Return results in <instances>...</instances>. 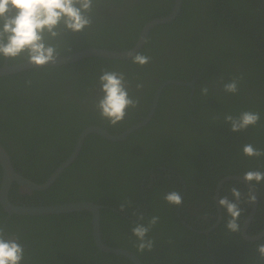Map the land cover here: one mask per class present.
Masks as SVG:
<instances>
[{"label":"trees","instance_id":"16d2710c","mask_svg":"<svg viewBox=\"0 0 264 264\" xmlns=\"http://www.w3.org/2000/svg\"><path fill=\"white\" fill-rule=\"evenodd\" d=\"M144 1L157 3L143 5L140 12L132 6L123 24L114 23L113 15L106 16L103 11L98 17L93 8L90 27L82 32L65 31L55 42L63 45L68 40L70 51H75L98 45L105 38L107 43H120L112 42L108 48H127L145 19L168 13L173 3ZM114 5L116 12L118 5ZM137 17L141 22L134 28L128 26V19L138 21ZM59 52L69 49L59 48ZM139 52L149 56L150 62L140 66L128 59L91 55L72 63L30 68L0 77V144L16 170L41 183L44 177L37 169L43 158L54 155L52 148L59 145L61 150L57 152L60 161H52L56 168L68 157L73 145L71 134L77 132V124L105 121L86 105L98 85L101 69L119 66L127 80L143 85L135 87L138 92H130L139 98L140 114L148 109L162 80L194 79L193 90L186 85L166 84L145 126L130 132L124 140L105 141L90 158L80 151L56 182L43 191H32V195L36 200L43 196L47 204L98 200L103 205L102 239L109 245L131 250L142 264H264L256 251L257 243L264 241H247L240 232H230L225 227L228 216L222 208L216 227L208 233L197 232L216 219L211 197L218 180L248 170L264 172V155L249 157L242 152V146L249 143L264 151V0H182L179 14L172 21L153 27ZM3 58L0 57V66ZM231 79L238 81L234 94L224 92L222 87ZM204 86L209 89L206 96L200 92ZM245 110L258 112V123L239 132L230 131L224 115ZM131 122L125 117L116 126H104L114 132ZM86 158L88 161L83 164ZM72 170L77 171L69 174ZM253 183L258 204L248 228L250 234L264 225V181ZM232 186L245 195L249 191L243 183L227 180L219 197L233 200L229 191ZM15 187L13 182L10 196ZM173 190L181 194V205L174 206L163 199L165 193ZM125 200L130 206L121 212L118 205ZM239 206L242 224L250 204L242 202ZM133 212L144 215L141 222L145 224L151 216L159 217L148 233L155 242L151 251L138 252L134 246L130 229L137 217ZM210 212H214L213 219L207 223L200 216ZM81 213L11 214L5 219L7 213L0 205V226L5 228V235L18 237L23 246L21 264H133L125 256L99 251L90 233V213Z\"/></svg>","mask_w":264,"mask_h":264},{"label":"clouds","instance_id":"9594fccd","mask_svg":"<svg viewBox=\"0 0 264 264\" xmlns=\"http://www.w3.org/2000/svg\"><path fill=\"white\" fill-rule=\"evenodd\" d=\"M94 0H0V57L10 61L24 62L42 67L55 63L60 57L59 46L55 42L65 31L82 32L93 23ZM126 55L132 63L143 66L150 62V57L141 52L129 50ZM99 95L93 107L102 120L110 126H116L123 121L130 109L139 105V98L130 95L129 81L125 73L116 70L101 69L97 77ZM143 87L137 83L136 88ZM224 92L236 93L238 81L231 79L223 83ZM208 87H201L202 95L208 94ZM229 125V130L239 132L250 126H255L260 120V114L253 111H241L237 115L226 113L223 117ZM242 152L249 157L264 155V151L253 147L252 144L242 146ZM241 178L250 183L252 188L255 183L264 181V172L248 170ZM252 188L245 195L239 188L232 186L229 191L233 200L227 196H220L218 205L226 210L228 219L225 227L230 232H240L242 229L239 206L242 202L255 203L256 196ZM163 199L174 206L181 205L183 198L178 191H170L163 195ZM130 206L125 200L118 205L121 212ZM137 217L133 221L131 233L135 237L134 246L138 252L151 251L154 240L148 233L157 224L159 217L151 216L147 223H142L145 216L133 212ZM264 241V237L261 238ZM256 251L264 259V242L257 243ZM24 259V248L18 242V237L5 239V228L0 226V264H21Z\"/></svg>","mask_w":264,"mask_h":264},{"label":"water","instance_id":"95a60500","mask_svg":"<svg viewBox=\"0 0 264 264\" xmlns=\"http://www.w3.org/2000/svg\"><path fill=\"white\" fill-rule=\"evenodd\" d=\"M181 1L182 0H173L171 9L168 13L158 16L152 19H149L145 24H143L142 28L138 32L137 38L134 41L132 47L127 50H114V49H96L95 47L86 48L83 50H78L73 53H70L66 56H60L55 63H49L46 65H61V64H67L72 61L87 57V56H97V57H108V58H116V59H126L129 58L126 53L131 50L132 52H138L140 48L143 46V44L146 41V38L149 34V31L155 27L158 24L168 23L172 21L180 12L181 8ZM5 58V57H4ZM7 59V58H5ZM37 66H33L26 61L15 63L13 65L4 63V65L0 66V77L5 76L12 73H19L21 71L30 69V68H36ZM193 80L190 81H182L178 79H164L162 80L158 87L155 90V93L153 94L152 101L148 110V113L141 118V120L134 124L133 126L127 128L125 131L121 132L118 135H110L107 133L106 130H104L101 127L92 126L84 129L82 133L78 136L76 143L74 145V149L62 163H60L55 170L50 174V176L42 183H37L29 178H25L19 173H17L14 169V166L9 158V155L4 148L2 144H0V165L2 169V175L0 180V205L3 207V209L7 212V214L10 216L11 214H17V215H48V214H60V213H70V212H81L88 211L90 213V225H91V235L93 238V241L99 251H104L107 253L115 254L117 256H125L127 257L133 264H142L139 257L132 252L131 250L123 247L118 246H112L102 239V233L100 230V209L103 207V205L99 202H93L91 200H76V201H67L62 203H56V204H27V203H18L14 204L11 203L8 199V193L10 186L12 184V181L16 180L21 185L25 187V189L30 193L32 190H44L47 187H49L55 179L58 177L60 172L64 170V168L70 164L76 157L79 148L82 145L83 139L89 132H98L104 137L111 139V140H119L124 139L126 135H128L131 131L134 129H137L143 125H145L150 119L152 114L155 111V108L157 106V102L159 99L160 92L162 88L169 83L177 84V85H188L193 90ZM193 92V91H192ZM192 94V93H191ZM227 180H235V181H241L244 183L249 189L252 188V185L246 181H244L241 178V175L239 174H230L227 176L222 177L216 184V190L214 195V200L216 204V208L219 211L217 221L214 223L217 225L220 220V206L217 203V200L219 198L220 189L223 186V184ZM252 191L254 195L256 196L255 203H252V208L250 210V213L244 221L241 229V234L243 238L247 240H254L259 239L260 237L264 236V227L261 231L254 235H248L246 233V229L248 227L249 222L251 221L258 202V197L256 190L252 188Z\"/></svg>","mask_w":264,"mask_h":264},{"label":"flooded vegetation","instance_id":"af4514ba","mask_svg":"<svg viewBox=\"0 0 264 264\" xmlns=\"http://www.w3.org/2000/svg\"><path fill=\"white\" fill-rule=\"evenodd\" d=\"M114 3L115 4H117L118 5V8H117V11L115 12L114 10H115V5H114ZM148 3H157V2H145L144 0H94V6H93V8H94V11L96 12V14H97V16L99 17V15L102 13V11H103V13H104V15H106V16H109V17H111L112 15H113V22L114 23H117V22H120V21H122L121 23L123 24V21L125 20L124 18H126L127 17V15H126V13L129 11V9L133 6L134 7V9H135V12L137 11V12H140V9H141V7L143 6V5H145V4H148ZM96 5H98V8H97V10H96V8H95V6ZM104 5H105V7H104ZM148 15L150 14V12H148L147 13ZM138 18V17H137ZM145 22H147L148 21V18L147 19H145L144 20ZM141 22V19H139L138 18V21L135 19V18H129L128 19V26H130V27H132V28H134V27H136L139 23ZM143 24H145V23H143ZM143 24L141 25V28H142V26H143ZM140 28V29H141ZM140 31V30H139ZM98 34H100V33H98ZM97 34V35H98ZM137 38V37H136ZM136 39H134V41H135ZM117 42H114L113 40H112V42L114 43V44H116V45H119L120 43H119V41L118 40H116ZM134 41L133 42H131L132 43V45H133V43H134ZM109 43H107V41H105V38L98 44V45H95V46H92V45H90L89 47H80L78 50L80 51V50H83V49H86V48H90V47H95L96 49H112V48H108V46L107 45H110L112 42L111 41H108ZM132 45H130L129 47H127V48H118V49H114V50H127V49H130L131 47H132ZM59 46V48H63V47H68V49H69V52H64L63 54H60V56H66V55H69L70 53H73V52H75V51H78V50H73V51H70V42L68 41V40H64V43H63V45L61 44V45H58ZM142 48V47H141ZM141 48H140V50H141ZM139 50V51H140ZM101 57V56H100ZM102 58V57H101ZM104 58H107V59H116V58H108V57H104ZM130 60L129 58H126L125 60ZM79 60V59H78ZM75 61H77V60H75ZM72 62H74V61H72ZM72 62H70V63H72ZM129 62V61H128ZM4 63H7V64H11V65H13V64H15V63H19V62H15V61H13L12 63H9L8 62V59H5V58H3V62H2V64L1 65H4ZM44 66H50V65H44ZM112 70H116V71H119V66H116V67H114V69H112ZM9 75V74H8ZM6 76V75H5ZM2 77V76H1ZM129 81V80H128ZM186 86H188V85H186ZM128 87H129V93L130 92H138V91H134V89H135V87H136V84L135 83H133L132 81H129V85H128ZM158 87V86H157ZM156 87V88H157ZM190 87V86H189ZM156 90V89H155ZM155 93V92H154ZM192 90L189 92V94H188V97H190L192 94ZM99 95V91H98V85L97 86H95L93 89H92V96H91V98H90V101H89V103L88 104H86L87 105V107H88V109L90 110V111H92V110H95V108L93 107V105H94V101H95V99H96V97ZM152 97H153V95H152ZM152 97H151V101H152ZM151 101L149 102V106H148V109H146V111L145 110H142V112L143 111H145V113L144 114H140L141 113V108L140 109H138L137 107L135 108V109H130L129 111H128V113H127V115H126V118L127 119H130V120H133V122H131L130 124L128 123V125L126 124V126H124L121 130H117V131H114V132H111L110 131V129L109 128H107L106 126H104V125H106L107 124V121H101V122H95V121H93V120H89L88 122H86V123H82V124H77V132H73L72 134H71V139H70V136H69V139H70V144L73 142V147L71 146L70 148H71V150H70V148L68 149L69 150V152H68V157H69V155L71 154V152L73 151V149H74V145H75V143H76V140H77V138H78V136L82 133V131L84 130V129H86V128H88V127H92V126H97V127H101V128H103L104 130H106L107 131V133H109L110 135H118V134H120L121 132H123V131H125L127 128H129V127H131V126H133L134 124H137L140 120H141V118L142 117H144L147 113H148V110H149V107H150V104H151ZM143 108V107H142ZM154 114V113H153ZM153 114H152V116H153ZM152 116H151V118H152ZM151 120V119H150ZM149 120V121H150ZM73 123V122H72ZM148 123V122H147ZM146 123V124H147ZM74 124V123H73ZM145 124V125H146ZM145 125H143V126H145ZM142 127V126H141ZM140 128V127H139ZM138 129V128H137ZM134 130H136V129H134ZM133 130V131H134ZM132 132V131H131ZM63 133V132H62ZM92 134V135H91ZM62 135V134H61ZM88 135H90L89 137H88ZM63 137H65V134H63ZM88 137V138H87ZM127 137V135L125 136V138ZM87 138V145H84V142H85V139ZM124 138V139H125ZM124 139H119V140H124ZM119 140H111V139H108V138H106V137H104L103 135H101L100 133H98V132H89V133H87L86 134V136L84 137V139H83V142H82V145H81V147L79 148V151H78V153H77V155L79 154V152L80 151H85L84 153H85V156H87L88 158H90V155H92V154H97L101 149H102V147H103V145H104V142L105 141H119ZM64 148H65V151H67V148L64 146ZM53 149V153H54V155H47L45 158H43L42 159V165L41 166H39L38 167V169H37V172H39V174H41V176L42 177H44V179H43V181L42 182H44L49 176H50V174L53 172H51V170H53V167H55V164H53L52 163V161H55V160H57L58 159V157H59V154H57V152H59V151H61L60 150V147H59V145L58 146H55L54 148H52ZM18 152V151H17ZM63 152V151H62ZM19 153V152H18ZM65 154H67V152L65 153ZM77 155H76V157H77ZM52 156H55V159L54 158H52ZM61 156V155H60ZM76 157H75V159H76ZM88 158H86V159H84V161H83V164L84 163H86L87 161H88ZM53 159V160H52ZM74 159V160H75ZM73 160V161H74ZM64 161V160H63ZM62 161V162H63ZM72 161V162H73ZM61 162V163H62ZM71 162V163H72ZM57 164V163H56ZM68 165H70V164H68ZM67 165V166H68ZM66 166V167H67ZM65 167V168H66ZM52 168V169H51ZM15 169V168H14ZM15 171L17 172V173H19L20 175H22L23 177H25V178H27L26 176H24L22 173H20L18 170H16L15 169ZM49 171L51 172L50 174H49ZM77 170H72L71 172H69V174H73V173H75ZM61 173V172H60ZM1 175H2V169H1V165H0V180H1ZM153 175L154 174H152L151 173V175H150V177L151 178H153ZM227 176V175H226ZM56 180V179H55ZM219 181V180H218ZM13 182H15L16 183V187L14 188V195H12V196H10V194L8 193V199H9V201L11 202V203H14V204H18V203H27V204H37V205H39V204H43V205H47V201L46 202H44V198H43V196L40 198V199H35V197L32 195V191H34V190H32L30 193L25 189V187L23 186V185H21L19 182H17L16 180H14V181H12V183ZM41 182V183H42ZM238 182H241V181H238ZM182 183L184 184V187H185V181H183L182 180ZM242 183V182H241ZM217 184V183H216ZM244 184V183H243ZM12 185V184H11ZM21 185V186H20ZM245 185V184H244ZM66 186V185H65ZM246 186V185H245ZM11 187V186H10ZM67 187V186H66ZM247 187V186H246ZM48 188V187H47ZM46 188V189H47ZM222 188V187H221ZM248 188V187H247ZM249 189V188H248ZM254 189L256 190V188L254 187ZM45 190V189H44ZM215 190H216V186H215V189H214V194L212 195V199L214 200V195H215ZM221 190V189H220ZM36 191H43V190H36ZM256 193H257V191H256ZM31 196V198H27V197H23V196ZM220 195V194H219ZM45 196V195H44ZM257 197H258V193H257ZM68 199H71V198H68ZM82 200H84V199H82ZM91 201H93V200H91ZM67 202V201H66ZM93 202H98V201H93ZM46 203V204H45ZM214 203H215V200H214ZM48 204H56V203H53V201H49L48 202ZM257 204H258V202H257ZM2 207V206H1ZM215 207H216V204H215ZM251 208H252V204H250V210H251ZM263 208H264V205H263ZM256 209H257V206H256ZM2 210H3V212H5V213H7L4 209H3V207H2ZM250 210H249V212H248V215H249V213H250ZM216 212H217V216H216V219H215V221L212 223V224H210L208 227H206L205 229H197V232H199V233H202V232H204V233H208L211 229H213L214 227H216V225L214 224L216 221H217V218H218V214H219V211H218V209L216 208ZM255 212H256V210H255ZM212 213H214V212H210V213H207L206 215H203V216H200V217H202L203 218V220L204 221H206L207 223H209L212 219H213V215H212ZM220 215H221V217H220V220H221V218H222V209H221V207H220ZM248 215L246 216V218L244 219V221H246V219H247V217H248ZM254 215H255V213H254ZM254 215H253V217H254ZM8 217H9V215L7 214L4 218L5 219H8ZM253 217H252V219H253ZM4 218H3V220H4ZM252 219H251V221H252ZM219 220V221H220ZM218 221V222H219ZM244 221L242 222V224H241V226L243 225V223H244ZM251 221L249 222V224H248V227H247V229H246V233L248 234V235H254V234H256V233H258V232H256V233H254V234H250V233H248V228H249V225H250V223H251ZM89 224H90V220H89ZM206 223H204V225H205ZM217 224H219V223H217ZM213 225V226H212ZM3 227V226H2ZM263 227H264V225H263ZM262 227V228H263ZM262 228L260 229V231L262 230ZM91 233V232H90ZM240 235H241V237L243 238V236H242V234H241V231H240ZM91 237H92V235H91ZM262 237H264V236H262ZM262 237H260V238H262ZM259 238V239H260ZM5 239H8V240H11V239H13V235H5ZM93 239V238H92ZM243 239H245V238H243ZM245 240H247V239H245ZM254 240H257V239H254ZM254 240H247V241H254ZM95 244V243H94ZM25 246H28L26 243L24 244ZM96 246V245H95Z\"/></svg>","mask_w":264,"mask_h":264},{"label":"bare ground","instance_id":"6f19581e","mask_svg":"<svg viewBox=\"0 0 264 264\" xmlns=\"http://www.w3.org/2000/svg\"><path fill=\"white\" fill-rule=\"evenodd\" d=\"M209 6V5H208ZM196 69V68H195ZM197 71V70H196ZM199 72V71H198ZM187 81V80H186ZM63 156H61V158H62ZM12 158V157H11ZM64 158V157H63ZM62 158V159H63ZM77 159V158H76ZM44 160V159H43ZM58 160L60 161V159H59V157H58ZM57 160V161H58ZM45 161V160H44ZM75 161V160H74ZM74 161L72 162V164L74 163ZM14 164V163H13ZM58 164V163H57ZM71 165V164H70ZM15 168V167H14ZM54 168V167H53ZM68 168V167H67ZM66 168V169H67ZM16 169V168H15ZM52 169V168H51ZM65 168H64V170H66ZM54 170H55V168H54ZM50 172V171H49ZM54 182H56V181H54ZM21 186V185H20ZM169 186H170V184H169ZM175 186H177V185H175ZM172 187V186H171ZM174 189H175V187H173ZM174 191V190H173ZM184 195V194H183ZM204 200V199H203ZM98 201V200H97ZM101 202V201H100ZM102 204V203H101ZM208 204V203H207ZM106 205V204H105ZM242 207V206H241ZM208 208V207H207ZM216 208V207H215ZM116 210V209H115ZM245 210V209H244ZM198 211V210H197ZM112 212V211H111ZM196 212V211H195ZM129 213V212H128ZM121 214V213H120ZM127 214V213H126ZM199 214V213H198ZM124 215H125V213H124ZM129 215V214H128ZM214 221H215V219H214ZM211 222V221H210ZM220 222V221H219ZM212 224V223H211ZM218 225V224H217ZM216 225V226H217ZM213 226V225H212Z\"/></svg>","mask_w":264,"mask_h":264}]
</instances>
